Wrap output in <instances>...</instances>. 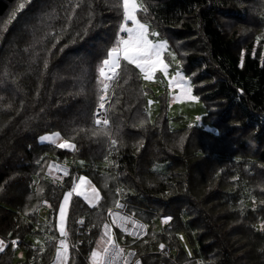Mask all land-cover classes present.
Returning a JSON list of instances; mask_svg holds the SVG:
<instances>
[{"label": "trees", "instance_id": "trees-1", "mask_svg": "<svg viewBox=\"0 0 264 264\" xmlns=\"http://www.w3.org/2000/svg\"><path fill=\"white\" fill-rule=\"evenodd\" d=\"M137 17L178 56L218 135L170 130L164 108L151 120L140 74L123 60L104 91L99 67L119 39L122 0H0V264L53 260L57 209L79 172L102 195L93 205L71 196L66 264H89L102 249L99 231L119 195L144 225L145 215L170 217L142 237L114 228L141 264H264V0H141ZM104 94L110 123L97 127ZM47 131L75 147L38 142ZM66 159L83 164L51 178L48 165ZM165 225L173 238L187 233L193 258L178 237L169 245ZM161 241L179 251L151 252Z\"/></svg>", "mask_w": 264, "mask_h": 264}, {"label": "rangeland", "instance_id": "rangeland-1", "mask_svg": "<svg viewBox=\"0 0 264 264\" xmlns=\"http://www.w3.org/2000/svg\"><path fill=\"white\" fill-rule=\"evenodd\" d=\"M136 3H137L138 8H140L141 0H136ZM135 15L137 17V12L135 13ZM137 20L139 23H142L146 26L149 33H157L156 31L150 29V25L148 22L142 21L138 17H137ZM121 25L133 27L131 21H125L124 16H123V21H122ZM238 30L239 31L241 30L245 35H247V33H248V30L245 28H242L241 26L238 28ZM120 37L126 38L127 33L121 32L119 35V38ZM149 39L152 40L153 43H160V42H166L167 43L166 39L161 37L159 34H158V36L149 35ZM256 46H257V44H255V46L253 48V53L255 51ZM162 59L168 65L167 75H165L163 71L158 70L154 73L152 80L146 81L143 78V74L139 71V69H137L139 74H140V77L142 79L143 86L146 89L144 92V99H145L144 110L148 113L150 119L153 120L161 112L162 108H164L165 116L167 119V127L170 130H178V129H182V128H185L188 126H196L200 129H204V130H206V131H208L214 135H218V130L212 124V121L207 117L208 111H207V108H206L203 100L200 98V96H198L193 91V81H192L191 75L185 71V69L183 68V66L180 62V59L174 53V51L170 49L168 43H167L166 50H164L162 52ZM181 78H183V79H181ZM103 79L105 80V82H103V87H105V84L108 85L109 79H105V78H103ZM177 82H180L181 84H183V88L178 87ZM187 88L191 89L190 94L186 93L185 89H187ZM103 96H105V94ZM191 96H195V97H197V99L193 100V99H191ZM106 100L109 102V96L107 97ZM56 133L60 134L59 131H47V132L41 133L37 136V141L38 142H48L43 138L53 136ZM63 140H68V139H66L65 137H63L60 134V138L57 141V143L63 142ZM68 141L71 144H73L72 141H70V140H68ZM66 149H72V148H66ZM72 164L82 165L83 161H81L80 159H66L62 163H58L56 161H53L48 165L47 172L51 178H60L63 174H66L68 172V167ZM96 167H97L96 168L97 170L98 169L101 170L103 167L107 168L108 166H107V164H102L101 167H100V165L96 166ZM81 177L85 178V180L87 181L86 184L82 185V190L85 192H90L92 188H95L97 191V194H98V198L96 200H93V201L86 200L83 195H80V197H82L84 202H86L90 205H93V204L97 203L99 197L102 195V192H100L99 188L94 183V176L93 175H87L84 172L77 173V175L74 177V179L72 181L71 187L65 189V191L61 197L58 209H57V214H56V218H55L56 248H55L53 260L49 264H66L67 252H68V244H67L68 242L66 239V219H67V210H68L69 203L65 208V235H63V236L59 232V209H60V206L63 204L65 194L72 191L73 187L80 184V178ZM117 191L119 194L120 189H117ZM74 194L75 193H73V195ZM123 197H121V195H119L118 202L116 203V208L111 209V211L119 210L120 212H123L124 214L135 218V216H133L130 213L129 214L126 213V211L124 210V208L126 206V202H125V199ZM70 198H69V200H70ZM118 204L123 205V207H117ZM139 212H142V213H139ZM139 212L137 214H138V217L140 218V216H141L140 214H144V211L140 210ZM45 218H46V211L41 210L39 213V222H37V224L35 225L36 229H39V230L43 229L42 226H44ZM135 219L137 220V218H135ZM107 220H109L111 222V224L114 225L115 229L120 230L118 228L119 227L118 222L117 221L115 223L113 222V220H114L113 215L108 216ZM143 220L146 221L145 225H146V227L149 228L150 231H154L157 233V231L161 230L162 225L169 224L170 217L165 216V215H159L158 217L152 216L150 219L145 215L143 217ZM137 221H139V220H137ZM166 227H167V225L164 226L163 232L166 231L167 239L170 242L169 245L171 243H175L176 239L178 237L179 245L185 251L188 252V254L191 256V258H193L192 257L193 256V248L188 246L189 244L188 245L186 244V243H188L187 233L186 232L185 233H182V232L178 233L176 238L175 237L173 238L172 234H173L175 229H172L173 232L171 234L166 230ZM145 229H146V231H145L144 235L147 232V228H145ZM169 229H171V228H169ZM121 232L124 233L123 231H121ZM99 233H100V241L102 243V246H104L106 244V240H105L104 235L101 234V228H100ZM114 233H115V237H116L115 240L119 244V246H121L122 248L124 247L127 250H132L135 252L134 249L124 245L123 238L120 240L118 239V234H116L115 230H114ZM124 235H125V238H129V237L136 238V236H132L128 233H124ZM181 237H183V239H181ZM61 239H63L65 241V244L67 247V252H65L64 249L60 248L59 242ZM31 240H32L34 245H41L44 242V236L33 235V236H31ZM158 244H159V242L157 243L156 248L151 250V252H156L159 254ZM169 245H167V247H168L167 257H172L176 254V251L177 252L179 251V248L178 247L171 248ZM18 246L19 245L16 244V246H12V247H15V249H17ZM152 246H153V243H150L149 248H154ZM20 250L21 249L17 250V251H19L18 255L22 256L23 254ZM135 254L137 255L136 252H135ZM92 263H93V256L91 255L89 264H92Z\"/></svg>", "mask_w": 264, "mask_h": 264}, {"label": "snow or ice", "instance_id": "snow-or-ice-1", "mask_svg": "<svg viewBox=\"0 0 264 264\" xmlns=\"http://www.w3.org/2000/svg\"><path fill=\"white\" fill-rule=\"evenodd\" d=\"M123 6V16L125 21H131L133 27H128L126 25H121L120 31L126 32L127 37H120L113 47H111L107 51V58L102 60V66L99 67V75L105 79H111L118 75V72L121 68V60L126 62L129 65L135 66V68L139 69V71L143 74V78L148 81L152 80L154 73L156 71H163L165 75H167L168 65L162 59V52L166 50L167 43H153L152 40L149 39V35L158 36V33H149L146 26L142 23H139L135 13L139 10L136 0H122ZM24 7L23 4L20 5L22 9ZM146 11V9H145ZM174 58V57H173ZM261 60L264 61V57H261ZM241 66H243V58L241 59ZM45 67L47 65L45 64ZM183 79V78H181ZM177 86L183 88V84L177 82ZM107 85L105 84L104 91H106ZM186 93L190 94L191 89H185ZM191 99L196 100L197 97L191 96ZM100 103L99 108L103 110L105 108V96L101 95L99 97ZM151 103V102H150ZM101 113H95L94 123L97 127L107 126L110 122L105 115L103 119H100ZM107 134V133H106ZM60 138V134L56 133L53 136L45 137L46 141L54 144L59 148H74L75 145L71 144L68 140H63V142L57 143ZM111 143L115 145L117 143L116 140H112ZM87 181L85 178H80V184L73 187L72 191L68 192L64 196L63 204L59 209V232L63 236L65 235V208L69 203V198L75 193L77 196L83 195L86 200H96L98 198V194L95 188H92L90 192H85L82 190V185L86 184ZM264 203V201H262ZM117 207H123V205H117ZM109 214L114 216L113 222H116V219H119L121 223L119 226L124 228L125 231L128 229L124 227V223L127 218L123 216H119V214L111 213L109 210ZM82 222V221H81ZM108 225H105V231L107 233ZM183 239V237H181ZM107 243L112 245L113 247V258L120 257L124 249L116 248L113 240L109 237ZM17 242L15 239L11 241V246H16ZM60 248L64 249L67 252V247L65 241L63 239L59 242ZM5 241L0 239V252H4L6 247ZM161 248L164 246L161 245ZM104 253L107 254L109 252V248H104ZM132 255V253H129ZM93 258L98 257V253H92ZM101 264L103 262V257H100ZM125 264L127 262L125 261ZM136 264H140L139 261Z\"/></svg>", "mask_w": 264, "mask_h": 264}, {"label": "built area", "instance_id": "built-area-1", "mask_svg": "<svg viewBox=\"0 0 264 264\" xmlns=\"http://www.w3.org/2000/svg\"><path fill=\"white\" fill-rule=\"evenodd\" d=\"M106 99H107V97L105 96V101H104L105 108L103 110H101L98 106L95 110V113H97V112L101 113V115L99 117L100 119H103L104 116L106 115V112H107V107H106L107 100ZM95 118H97V117L95 116ZM111 213H113V214L118 213L119 216H123V217L127 218V220L125 222H123L124 227L128 229L127 231H125L124 228H121L119 226L121 221L119 219H116V221L118 222V226H119L118 228L121 231H123L124 233H128L132 236H136V237H142L144 235V233L146 231V229H145L146 226L144 225L143 222H141V221L139 222L135 218L128 216V215L124 214L123 212H120L119 210L111 211ZM108 216H111V215L108 213ZM105 225H108L107 233L105 231ZM114 230H115L114 225L111 224V222L109 220H107L103 223V225L101 227V234L104 235L105 240H106V244L104 246H102V249L98 252V257L95 259L93 258L92 264H101L100 257H103L102 264H125V261L127 262V264H136L137 261H139L141 264V260H140L139 255H136L135 252L132 250H127L126 248H124V247L122 248L121 246H119V244L115 240L116 237H115ZM109 237H111V239L113 240L116 248L124 249V252L120 257L113 258V247H112V245H109L107 243ZM16 242H17V240H16ZM161 245H163L164 247L161 248L160 247ZM105 247L109 248V252L107 254H105L103 251ZM158 250H159V254L167 257L168 247H167V244L165 242H163V241L159 242ZM129 253H132V255H129Z\"/></svg>", "mask_w": 264, "mask_h": 264}]
</instances>
